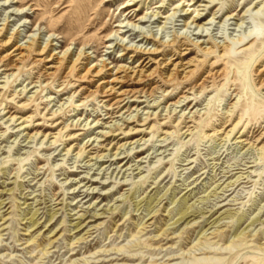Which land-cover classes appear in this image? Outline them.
I'll list each match as a JSON object with an SVG mask.
<instances>
[{
    "label": "rangeland",
    "instance_id": "obj_1",
    "mask_svg": "<svg viewBox=\"0 0 264 264\" xmlns=\"http://www.w3.org/2000/svg\"><path fill=\"white\" fill-rule=\"evenodd\" d=\"M104 2L0 0V27L20 30V43L36 34L41 43L52 39L55 52L83 50L92 64L107 61L108 81L120 65L141 68L132 51L105 41L119 29L124 43L148 49L155 39L160 61L191 62V79L108 118L102 97L82 98L98 77L72 75L60 84L58 72L46 83L41 65L21 63L8 77L0 66V264H264V86L257 75L264 0ZM178 4L187 11L167 18ZM125 18L136 28L119 27ZM196 18L202 27L191 23ZM172 39L176 47L162 45ZM141 56L149 67L148 54ZM209 71L221 75L205 91L192 90ZM150 83L162 85L158 77ZM129 113L137 121L126 122ZM113 121L121 130L103 141L100 132ZM95 138L97 150L117 141L129 147L115 156L103 150L98 160H90L92 146L76 155ZM180 208L189 216L177 220Z\"/></svg>",
    "mask_w": 264,
    "mask_h": 264
},
{
    "label": "bare ground",
    "instance_id": "obj_2",
    "mask_svg": "<svg viewBox=\"0 0 264 264\" xmlns=\"http://www.w3.org/2000/svg\"><path fill=\"white\" fill-rule=\"evenodd\" d=\"M104 1H106L104 3H107L109 0H104ZM2 5H6V1ZM7 5H9L8 7H12L14 4H12V1H10L9 4ZM159 7L160 6H158V8ZM178 7H179V4L177 5L176 8H174V11L171 12V14L167 16V18L170 16H175L174 14L177 11H180V10L187 11V9L183 8L184 6H182V9H179ZM14 9H16L15 14L17 15H20L23 13L22 9L20 8H19V12L17 11L18 7H14ZM88 11H89V8H86V10H84L81 14L82 17H86L88 15ZM159 13L160 12L157 11L152 15L153 17L154 16L156 17ZM195 13L197 16L199 15L197 10H195ZM143 18H145V15L140 18V22H142ZM94 19L95 18H92V21H94ZM198 19L199 18L194 19L191 23L193 24L195 23L196 27L200 28L204 24H198L197 22ZM7 24L8 23H6L5 25L7 26ZM120 25L121 26L119 27L133 26L136 28V24H133V22L130 19H126V18L120 21ZM6 26L0 27V49L2 52L3 51L5 52L3 54L2 52L0 53V66L2 67V70L5 71L4 74L5 75L7 74V77L13 75V71H16V69H20L19 64L25 63V62L30 63L31 65H41L42 67L39 68L37 75L40 80L42 79L43 81H46V83L48 82V80H53L54 76L58 72L61 74L59 78L62 79L61 80L62 82L60 84H64L65 81H67L66 79L72 75H74V77H76L79 80L84 79V78L89 79L88 81H93L92 80L93 78L98 77V79H101V80L96 84L94 89L87 90L82 98L86 100L89 97H94L97 95L102 97L100 101H103L105 103L104 108H106V110H109L108 112H106V114H109L107 116L108 118L116 117L115 114L120 112L121 108L124 107V105H126L129 101L137 102L138 101L137 99L139 97H145V98L152 97L155 95L156 92L165 91L164 89H161L162 86H168L174 83L188 82L191 79V76L193 73V69H190V66L193 65L191 64V62L182 63L183 60L174 62L173 60H171V58L160 61L161 58L159 59L156 58V56L161 52V50L158 48V47H161L160 46L161 44L159 45V43H157L155 39L153 40L151 37L144 36V38H146V41L148 39H152V41L154 42L153 48L146 49V48H142V46H139V45L129 44V42L124 43L123 35L119 36L120 34L118 32L119 29H115L106 36L105 41L108 42V41L114 40L116 42L114 46L118 45L122 47L123 51L127 50L128 52L132 51L133 53H136L135 55H133V53H130L129 57L130 58L139 57L140 58L139 66H141V68L135 69V68L129 67L128 65L127 66L120 65L119 67L116 68V76H114L113 78H111L110 81H108V79H106L108 77L106 76L108 75L106 74V72L111 69L110 67H108V63H106L107 61L101 60L100 64H94V63L92 64L90 60V56L86 54L85 51L83 50H79V52L76 55H73V54L71 55V53L68 52L69 48L65 49L63 52L61 51L55 52L56 46L53 44L52 39L47 40V42L45 43H41L39 42V37H37L36 34H32L30 36V39H28L27 42L20 43L19 38H20L21 31L20 30L18 31L17 29L15 31L8 33L7 31H5V29L7 28ZM129 30H131V28ZM112 35L115 36V38L112 39L111 38ZM77 40H79V38L75 39L74 41H77ZM109 44L112 45V42ZM162 45L165 47H176V42L174 39H172L170 41L163 42ZM198 45L201 46V44H198ZM211 47L212 46H203V51L205 53H211L212 52ZM216 47H223L224 49L227 46H223L222 44L219 45L217 43ZM248 48L249 46L245 45L244 49H248ZM127 53H123L122 55H127ZM224 53H222L221 55H223ZM141 54L142 55L148 54L147 64L151 63L149 67L152 66L153 64L155 65L152 68H149V67L144 68L146 64L142 66L144 59H142ZM170 66L171 68H169ZM8 71L10 72L6 73ZM220 75H221V71H213V72L209 71L206 75H204V77L200 79L199 82L193 81V85L191 86V89L194 91L199 89V91L203 92L207 88V83L209 82L208 80L211 78L214 79ZM257 75H258V83L260 86L263 87L264 86V65H262V67L257 70ZM156 77H158L160 81L162 82L161 86H159L157 83L156 85H153L152 83H150V81H152ZM180 98L185 99L187 98V96L183 95V96H180ZM125 100H127V102L124 103ZM139 101H143V100H139ZM177 103H180L179 99L175 102V104ZM125 108L126 109L124 110V112L121 113L122 115L125 114V112H128L130 110L129 105ZM127 116L129 117L127 118L126 122L128 121V123H133L137 121V120L129 121V119L131 118L133 119L135 115L131 116V113H129ZM124 121H125V117H124ZM80 124L81 123L77 124L76 122L75 125H80ZM112 125H113V128H111L112 127L111 125L104 126V128L107 127L109 130L100 132V136L105 137L103 141L107 140L108 137H112V136H113V139H112L113 141L114 138L118 135V133H115V131L121 130L119 122L115 123V121H113ZM132 130L134 129L130 128L128 131L131 132ZM187 130H190V128L188 127L186 131ZM128 131H124L120 133H124L127 135L129 133ZM135 131H140V130H135ZM232 131H233V128L230 129L228 132H232ZM228 132H226V135H228ZM35 135L36 134L29 136L27 134L29 138H32ZM140 140L141 138L135 140L134 142H139ZM95 141H97L96 138L92 140V142H90L89 144H88L89 142L88 140L85 144L81 145L76 155L80 153V156H81L82 155L81 152H84L88 146H92L90 148L95 149L94 151L95 153L90 156V160L91 159L98 160V159L106 157L107 153H104L103 150L108 151V153L110 152V155L115 156L121 153V151L119 150L124 149V147L127 144V142L119 143V141H117L113 145L111 144L112 147L110 146V148L106 147V145L104 146L100 145L101 150H97V148H94V146L96 147L97 145L93 144ZM237 141L240 143H244L245 145L248 144L247 142H244L245 139H239ZM134 142H129L128 144L130 145V144H133ZM98 144H101V143H98ZM128 147L129 146H126L125 149L127 150ZM263 149L264 147L262 145L261 150ZM111 150H114V151H112L111 153ZM151 201H153L151 200V197L148 198V200L146 201L147 211L149 213L152 212L153 210V209L151 210L149 209V205ZM184 201L185 199L182 200L181 204H183ZM1 203L2 202L0 201V204ZM35 213L36 212H33V214L30 217L31 226L36 224L35 219H33ZM54 214L55 213L50 214L48 221H50L53 218ZM178 216L179 217L177 218V220L179 219L182 220V218L185 219L187 216H189L188 208H184V209L180 208ZM80 223L81 222L77 223L75 227H78L79 225H81Z\"/></svg>",
    "mask_w": 264,
    "mask_h": 264
}]
</instances>
